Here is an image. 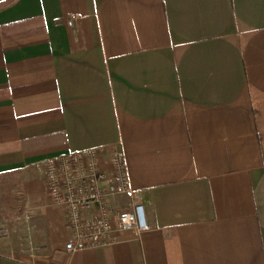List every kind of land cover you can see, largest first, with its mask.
<instances>
[{
	"label": "crops",
	"instance_id": "obj_1",
	"mask_svg": "<svg viewBox=\"0 0 264 264\" xmlns=\"http://www.w3.org/2000/svg\"><path fill=\"white\" fill-rule=\"evenodd\" d=\"M93 148L125 154L151 229L67 253L44 167ZM16 217L0 264H264V0H0V230Z\"/></svg>",
	"mask_w": 264,
	"mask_h": 264
},
{
	"label": "built area",
	"instance_id": "obj_2",
	"mask_svg": "<svg viewBox=\"0 0 264 264\" xmlns=\"http://www.w3.org/2000/svg\"><path fill=\"white\" fill-rule=\"evenodd\" d=\"M43 179L50 203L64 211L70 235L67 253L105 248L115 244L121 232L140 234L151 229L145 206L132 188L123 152L109 160L96 148L51 157ZM123 195L131 197L126 211L115 204ZM5 232L0 230L1 237H6Z\"/></svg>",
	"mask_w": 264,
	"mask_h": 264
},
{
	"label": "rangeland",
	"instance_id": "obj_3",
	"mask_svg": "<svg viewBox=\"0 0 264 264\" xmlns=\"http://www.w3.org/2000/svg\"><path fill=\"white\" fill-rule=\"evenodd\" d=\"M19 226H20V223H19V221L17 220V217H16L15 219L9 220V222H7V224H3V226L1 228L2 229H6L8 231L10 229V231H11V228L14 227L15 232H16ZM10 231L9 232H5V234H6L5 238L8 239L10 237ZM8 233H9V236H8ZM5 238L3 237V239H5ZM22 243H23L22 246L26 245V242H22Z\"/></svg>",
	"mask_w": 264,
	"mask_h": 264
}]
</instances>
